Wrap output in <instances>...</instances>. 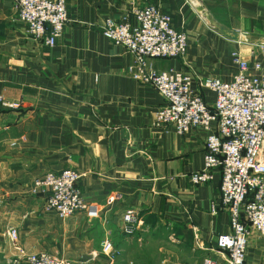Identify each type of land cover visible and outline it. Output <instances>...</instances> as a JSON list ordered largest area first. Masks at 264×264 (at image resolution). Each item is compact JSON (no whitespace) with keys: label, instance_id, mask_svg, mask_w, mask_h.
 I'll return each instance as SVG.
<instances>
[{"label":"crops","instance_id":"1","mask_svg":"<svg viewBox=\"0 0 264 264\" xmlns=\"http://www.w3.org/2000/svg\"><path fill=\"white\" fill-rule=\"evenodd\" d=\"M69 21L50 47L18 19L16 0H0V263L17 255L9 238L28 252L48 251L74 264H202L218 257L217 237L231 230L220 208L221 174L193 184L204 166L208 131L180 135L155 124L164 99L134 80V55L103 34L106 18L135 22V10L154 4L190 35L183 58H155L156 69L175 67L196 76L230 80L232 51L264 66V0H66ZM264 73V67L263 71ZM213 106L215 94L207 90ZM74 168L95 206L63 218L45 208L33 181ZM133 207L142 225L123 231ZM214 208L216 213H214ZM113 244L111 257L103 242ZM248 264H264V235L252 230Z\"/></svg>","mask_w":264,"mask_h":264},{"label":"built area","instance_id":"2","mask_svg":"<svg viewBox=\"0 0 264 264\" xmlns=\"http://www.w3.org/2000/svg\"><path fill=\"white\" fill-rule=\"evenodd\" d=\"M18 19L30 35L47 46H54L63 36L69 21L66 0H16ZM103 34L113 43L131 52L136 62L130 68L134 80L150 84L163 96L156 110L155 124L173 127L180 135L201 126L208 131L204 166L190 174L193 184L212 180L221 174L220 208L231 215V230L217 237L218 257L207 256L202 264H248L247 248L252 230L264 235V73L261 61L249 62L240 51H232L236 65L233 77L195 75L175 67L156 69L155 58H183L190 47L185 27L174 23L170 12L154 4L135 10V22L106 18ZM264 53V44H262ZM215 94L213 106L205 97ZM4 105L18 103L5 101ZM84 174L74 168L49 171L37 177L32 192L46 194L45 208L66 218L81 210L95 214L78 185ZM214 213L216 210L214 208ZM123 231L133 235L142 225L137 210L123 213ZM7 234L18 249L6 264H74L68 258L48 251L28 252L17 245L18 229L10 226ZM103 251L111 257L113 244L103 242Z\"/></svg>","mask_w":264,"mask_h":264},{"label":"rangeland","instance_id":"3","mask_svg":"<svg viewBox=\"0 0 264 264\" xmlns=\"http://www.w3.org/2000/svg\"><path fill=\"white\" fill-rule=\"evenodd\" d=\"M0 264H2V263H0Z\"/></svg>","mask_w":264,"mask_h":264}]
</instances>
